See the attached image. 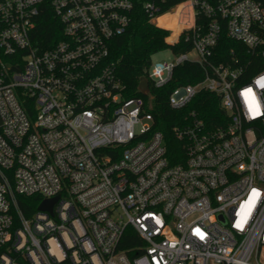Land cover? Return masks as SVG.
Wrapping results in <instances>:
<instances>
[{"label":"built area","instance_id":"obj_1","mask_svg":"<svg viewBox=\"0 0 264 264\" xmlns=\"http://www.w3.org/2000/svg\"><path fill=\"white\" fill-rule=\"evenodd\" d=\"M142 3L191 49L127 96L108 56L136 0H0V264H264V0ZM49 10L61 29L39 43ZM223 30L243 48L216 63ZM186 62L204 74L168 96L172 148L151 85ZM202 92L222 119L191 107ZM20 195L59 198L26 215Z\"/></svg>","mask_w":264,"mask_h":264},{"label":"trees","instance_id":"obj_2","mask_svg":"<svg viewBox=\"0 0 264 264\" xmlns=\"http://www.w3.org/2000/svg\"><path fill=\"white\" fill-rule=\"evenodd\" d=\"M180 1L182 0H167L166 6L174 5V3ZM136 3L133 21L124 34L115 37L111 41L108 56V63L113 65L115 75L124 86L127 96L141 95L138 90L139 82L142 76H148L147 69L150 67L153 54L155 55L156 52L167 48H171L175 53L191 49V45L186 44L183 40L179 44L171 46L167 42L169 31L149 22L142 0H136ZM171 17L172 15H167L162 20L169 22L168 20ZM60 29V23H58L52 12L50 10L45 12L38 20V42L53 40L55 32H59ZM232 48L239 50L243 46L237 40L230 39L226 34V30H223L214 49V61L219 63L222 59L231 58ZM249 58H252V62L256 59L252 55ZM203 74L204 70L199 64L186 62L176 67L173 82L162 88H155L151 85V93L154 96V110L158 119L156 128L164 132L172 148L178 146L180 142L176 140L173 128L179 123L183 113L169 106L168 96L176 85L195 82L202 78ZM200 96L202 97V104H194L191 107L196 106L208 121L215 118L222 119L224 111L220 108L219 98L206 92H202ZM18 199L23 212L30 215L38 209L42 197L40 195H20Z\"/></svg>","mask_w":264,"mask_h":264},{"label":"water","instance_id":"obj_3","mask_svg":"<svg viewBox=\"0 0 264 264\" xmlns=\"http://www.w3.org/2000/svg\"><path fill=\"white\" fill-rule=\"evenodd\" d=\"M139 92L142 94H148L150 87L149 81L145 76H142L138 86ZM59 198V196L52 197V198H45L38 206L40 210H48L49 212L53 213V205L55 201Z\"/></svg>","mask_w":264,"mask_h":264},{"label":"rangeland","instance_id":"obj_4","mask_svg":"<svg viewBox=\"0 0 264 264\" xmlns=\"http://www.w3.org/2000/svg\"><path fill=\"white\" fill-rule=\"evenodd\" d=\"M173 56H174V53H173L172 49L167 48L165 50H161L159 52H156L155 55L153 54L151 59H152V62L155 63L158 61L171 59V58H173Z\"/></svg>","mask_w":264,"mask_h":264}]
</instances>
